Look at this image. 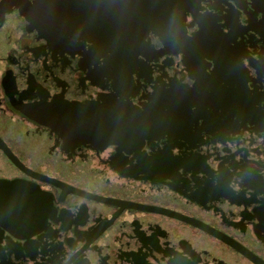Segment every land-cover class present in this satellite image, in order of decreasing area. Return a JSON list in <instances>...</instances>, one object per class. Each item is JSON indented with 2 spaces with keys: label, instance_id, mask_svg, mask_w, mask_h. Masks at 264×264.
<instances>
[{
  "label": "flooded vegetation",
  "instance_id": "af4514ba",
  "mask_svg": "<svg viewBox=\"0 0 264 264\" xmlns=\"http://www.w3.org/2000/svg\"><path fill=\"white\" fill-rule=\"evenodd\" d=\"M34 3L0 11V264H264V0L120 61Z\"/></svg>",
  "mask_w": 264,
  "mask_h": 264
},
{
  "label": "water",
  "instance_id": "95a60500",
  "mask_svg": "<svg viewBox=\"0 0 264 264\" xmlns=\"http://www.w3.org/2000/svg\"><path fill=\"white\" fill-rule=\"evenodd\" d=\"M25 0H5L21 5ZM202 0H35L26 11L33 20L57 21V34L88 36L102 49L123 60L139 29H153L182 52L187 40V14L197 18ZM31 12V14L29 13ZM54 32V30L52 31ZM121 64V63H120ZM69 131L70 127H66Z\"/></svg>",
  "mask_w": 264,
  "mask_h": 264
}]
</instances>
